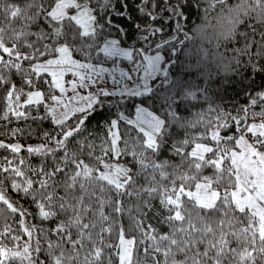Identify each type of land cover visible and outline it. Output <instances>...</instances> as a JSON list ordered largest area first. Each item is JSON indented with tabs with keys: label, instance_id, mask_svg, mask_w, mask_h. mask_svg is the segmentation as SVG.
Returning a JSON list of instances; mask_svg holds the SVG:
<instances>
[{
	"label": "snow or ice",
	"instance_id": "1",
	"mask_svg": "<svg viewBox=\"0 0 264 264\" xmlns=\"http://www.w3.org/2000/svg\"><path fill=\"white\" fill-rule=\"evenodd\" d=\"M126 7L125 0H121L120 8L113 0H24L22 5L0 0V89L4 90L0 119L9 120L11 116L31 118L35 122L50 117L60 127L59 135L44 132L45 143L24 150L54 158L57 152H63L50 169H30L34 176L40 177L38 181L28 177L19 166L25 164L23 159L15 164L13 159L5 157L6 164H0V219L4 221L0 229V264H140L139 252L152 264H261L264 261V107L250 118L248 108L241 109L242 116H232L209 107L211 118L198 115L196 122L190 124L171 110V98L165 97L162 107L167 106L168 111L163 117L139 106L135 120L120 115L119 120H125L136 133L131 138L135 141L131 150L118 130V120L114 119L99 146L85 140L76 151H68L67 142L80 133L87 114L94 110L100 97L153 94L145 77H141L142 90L139 85L129 87L125 83V80L134 82L132 72L139 71L141 66L137 58L146 61L151 69L146 71V76L155 79V75L162 74L164 83H169L159 50L170 41L156 43L155 55L150 56L144 48L123 47L121 39L112 38L113 30L120 33L112 16H124L121 8ZM191 7V0H139L137 11L145 23L143 27L135 26L137 39L151 45L150 38L163 32L165 14L175 20V32L179 34L183 31L180 21L186 19L185 12ZM217 8L218 15L223 14L221 18H226L229 24L227 32L222 34L226 41L238 37V26L252 21L249 27L253 39L245 37L244 48L233 54L236 67L239 58L245 55L264 60V32L260 34V44L255 40L256 25L264 27V0H208L205 15ZM16 21L20 22V28L14 26ZM157 24L160 26L156 27ZM33 27L38 31H32ZM185 39H189L187 34ZM22 47L29 51H22ZM93 53L97 59L103 55L113 63L124 58L135 67L131 72L121 71L117 79L115 69L110 72L102 64L91 62ZM77 55L84 60L77 59ZM40 57L45 59L41 61ZM21 61L28 62V67ZM259 68L264 70V63ZM13 70L31 90L24 91L10 80L7 73ZM69 73L76 79L66 80ZM105 74L112 76L113 86L121 87L110 90ZM44 75L51 77L44 81L49 86L47 91H41L33 80ZM92 87L96 91L87 95L78 91ZM68 91L73 95H67ZM181 92L183 89L176 95L180 96ZM183 96L186 100L196 99L192 91L183 92ZM258 99L264 101V92ZM251 104L256 105L257 99ZM33 106L37 110L43 106L44 114L32 115L27 109ZM75 113L84 115L74 127H68L67 121ZM230 122L235 124L236 131L222 135L221 130L229 129ZM199 124H204L205 133H185L183 139H178L177 125L196 128ZM17 131L13 130L11 135L15 137ZM22 147L19 143L0 140V149L12 154H19ZM97 148L100 155L95 154ZM86 150L95 164L80 158ZM165 151L171 153L172 159H159ZM124 156L132 157L131 167L120 163ZM68 165L72 166L70 172ZM206 170H211L210 174H205ZM58 174H64L63 180L58 181ZM141 177L145 180L143 184ZM34 183L38 186L34 187ZM9 188L31 197L41 221L63 215L51 230L57 239H49L46 249L41 248L38 239L47 235L44 229L26 222L29 213L6 195ZM133 197L138 203L130 206ZM153 199H158L160 207L167 212L162 219L168 226L167 232H157L145 223ZM17 215L20 230L28 237L22 244L21 237L7 223ZM125 215L129 218L128 228L122 223ZM113 236L115 243L109 242ZM5 240L11 241L12 246ZM160 256L164 257L163 261Z\"/></svg>",
	"mask_w": 264,
	"mask_h": 264
},
{
	"label": "trees",
	"instance_id": "2",
	"mask_svg": "<svg viewBox=\"0 0 264 264\" xmlns=\"http://www.w3.org/2000/svg\"><path fill=\"white\" fill-rule=\"evenodd\" d=\"M8 3H16L22 5L24 0H6ZM127 3L126 8H121L124 12V16L113 15L112 20L118 33L113 30L111 33L112 38H119L122 40V44L129 47L144 48L146 54L156 51L155 44L160 43L162 40L170 41L165 45L163 49H160V54L164 60L168 61L173 59L168 67V82L158 81L153 86V94L148 96H131L126 98H120L119 96L113 97H100V102L94 106V110L87 114L85 124L82 126L79 134L74 135L67 142V148L69 152L76 151L81 141H87L99 146L105 139L108 131V126L111 121L118 120V130L123 134V139L129 142V150L131 145L135 143L132 137L136 136L135 131L131 130L132 126L128 125L125 120H119L121 114L126 119L133 117L137 105H141L148 111L154 114L164 116L168 111V107L165 105V97H170L171 110L176 112L177 115L183 121L188 123H195L198 115H203L205 119L211 118L209 114V107L219 109L222 112L230 113L232 116L243 115L241 109L248 108L249 118L252 113L259 112L261 107H264V101H260L258 96L264 92V70L259 68L264 60H253L250 56L245 55L240 57L239 67L235 65L234 53L243 49L245 46L244 38L248 40L253 39L252 29L249 25L251 20H247L243 25L238 26V37L231 41L222 39V34L226 33L229 24L227 19H222L223 14L218 15L219 8L209 12L205 15V9L208 4V0H199V6H197L198 0H191L190 11L185 12L184 20L180 21L183 26V31L177 34L175 32L176 22L174 19H169L165 14V23L163 24V32L151 37V45L147 43H141L137 39L138 33L135 27L139 24L143 27L145 20L141 14L137 11V4L139 0H125ZM113 4L117 8H120L121 0H113ZM14 26L20 28V22H14ZM160 25L157 24L156 27ZM257 32L255 40L257 44L261 43L260 34L264 32V27L256 25ZM32 31H38L36 27L31 29ZM126 34V35H125ZM185 34L189 39H185ZM30 39H34L31 37ZM183 41V43H181ZM151 48V50H149ZM175 49V50H174ZM22 51H29L22 47ZM255 51V50H253ZM77 59L84 60V57L77 55ZM41 61L45 57L39 58ZM141 60V58H137ZM37 62V61H33ZM92 63L102 64L104 66L116 68V69H130L133 62L124 59L117 58L113 63L112 59H105L103 55L97 59L95 53L91 58ZM25 68L28 67V62L21 61ZM10 80H12L18 88H23L24 91H29V87L23 83V77L16 73L14 70L7 73ZM36 86L41 91L48 90V84L45 80H50V77L44 75L42 78L33 77ZM183 92L192 91L196 93V99H184L183 92L180 96H177L178 91ZM257 99V104L252 105L251 101ZM143 102V103H141ZM179 105V108H177ZM4 110V90L0 89V115ZM32 115L44 114L43 106L39 109L35 106L27 109ZM82 115L81 113H75L71 115L67 121L68 127H74ZM251 122V119L248 120ZM17 131L15 137L11 135L13 130ZM204 124L197 125L196 128H180L178 125L176 131L180 134L178 139H183L185 133L188 135H194L196 133H205ZM61 129L54 123L51 118L33 121L31 118L17 119L15 117H9V120L0 119V140L6 143H19L21 144L22 151L19 154H12L8 150L0 149V164H6L5 157L13 159L15 164H18L20 159L25 161L24 165H19L26 175L38 181L39 176H34L30 169H38L45 167L50 169L54 165V159L63 156V152H57L55 158L53 156L44 157L41 155L29 154L26 150L27 145L37 142L45 143L42 134L48 132L50 135L58 136ZM236 131L235 124L230 122V128L221 130L222 135H230ZM207 142V141H206ZM50 147H55L54 144H50ZM123 142L120 143V147H123ZM96 155H100L99 148L96 150ZM80 158L85 159L86 162L95 164L94 160L89 159L87 156V150ZM159 159H172L171 153L165 151ZM120 163L126 164V166H132V157L124 156L120 159ZM71 165H68V171H71ZM136 171V168H133ZM211 170H206L205 174H210ZM64 174H58V181L63 180ZM19 181V178H17ZM140 183H145L143 177H141ZM38 184L34 183V187ZM18 206L27 209L29 215L26 218V222L29 225L35 224L38 228H43L47 235H40L38 237L39 244L42 249L47 248V241L49 239L55 241L57 237L52 234V229L59 223L60 219H63V215L49 219L47 221H41L38 218V209L30 196H24L22 193L17 194L9 190L6 192ZM125 202L129 203V199L125 198ZM138 201L135 197L131 198L130 206L136 204ZM151 210L148 211L146 224H150L157 232L164 233L168 231V226L162 222L167 212L164 211L159 204L158 199L150 201ZM147 211V210H146ZM135 215V212L133 213ZM20 217L12 216L8 219L7 223L11 225L15 235H19L21 240L19 243L27 240L28 237L20 230L19 227ZM125 228L129 227V218L127 215L122 220ZM4 221L0 219V229L3 228ZM5 243L12 246L11 241L5 240ZM109 242L115 243L116 237H112ZM35 243V241H33ZM143 245H141V248ZM235 247V244L233 245ZM111 251V250H109ZM137 258L140 264H152L151 260H144L143 253L139 252ZM161 261L164 260L163 256H160ZM115 260V257H113ZM264 264V261L261 262Z\"/></svg>",
	"mask_w": 264,
	"mask_h": 264
},
{
	"label": "rangeland",
	"instance_id": "3",
	"mask_svg": "<svg viewBox=\"0 0 264 264\" xmlns=\"http://www.w3.org/2000/svg\"><path fill=\"white\" fill-rule=\"evenodd\" d=\"M123 47H127L125 45L122 44ZM146 55H155V52L153 53H147ZM162 56V55H161ZM173 59H170L168 61L163 60L161 61V65L163 68L167 69L168 70V67L171 63ZM139 63H140V69L139 71H136V72H132V75H133V78H134V82L133 81H127L125 80V83H127L129 85V87H136L137 85L140 86L141 90H142V86H143V82L141 80V77H145V79L147 80V83L149 84L150 87L153 88V86L155 85V83H157L158 81H163L164 80V76L162 74H157L155 75V79H153L152 76H146V71L150 72L151 69L148 68L147 66V62L146 61H143V59L141 58V60H139ZM103 67L109 69V71L111 72L113 69H115V72H114V75L117 79L120 78V72L121 71H124V72H131V70L135 67V65H131V68L130 69H116V68H112V67H108V66H104L102 65ZM86 70H81V72H85ZM106 75V79L108 80V86H109V89L110 90H115L116 88L118 87H121V86H113L111 84V80H112V76L111 75H108V74H105ZM51 79V77H50ZM66 80H75L76 77L72 76L70 73L66 75L65 77ZM78 91L82 94V95H87L89 94L90 92H95L96 91V88L95 87H92V88H89V89H78ZM58 94V93H57ZM67 95L71 96L73 95V93L71 91H68L67 92ZM119 96L120 98H126V97H131V96H120V95H117ZM135 97H138V96H135ZM84 102H80L81 105H83ZM143 107L141 105H137V107ZM71 116V115H70ZM136 116H137V113H136V109H135V113L133 115L132 120H135L136 119ZM42 144V142H37V143H34V144H29L27 146H38Z\"/></svg>",
	"mask_w": 264,
	"mask_h": 264
}]
</instances>
